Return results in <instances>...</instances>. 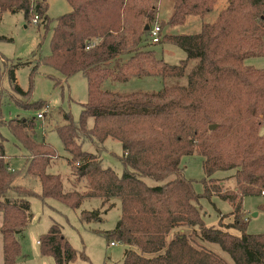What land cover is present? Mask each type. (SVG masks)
I'll use <instances>...</instances> for the list:
<instances>
[{
    "label": "trees",
    "instance_id": "16d2710c",
    "mask_svg": "<svg viewBox=\"0 0 264 264\" xmlns=\"http://www.w3.org/2000/svg\"><path fill=\"white\" fill-rule=\"evenodd\" d=\"M217 1L174 0L168 23L180 25L189 16H205ZM226 1L217 19L204 22L199 33L163 36L160 27L159 42H171L186 52L185 59L170 64L151 48L156 44L150 37L153 26L139 33V27L130 33L122 27V14L130 10L131 0H68L72 10L56 19L51 54L42 62L65 79L75 73L86 77L88 101L80 121L66 113L58 133L69 165L80 180L87 179L88 188L66 191L62 176L48 172L58 154L50 144L36 140L34 120L18 118L8 123L28 162L12 167L6 138L0 134L4 264L19 263L21 237L33 219L30 198L35 192L15 184L23 174L41 181L42 192L37 195L46 205L53 199L79 208L85 199L100 198L111 209L120 199V221L105 234L112 243L127 246L123 264H228L204 242L219 245L235 264H264V234L246 232L243 205L245 197L264 196V140L243 128L250 118L260 116L264 122V69L245 64L248 57L264 55V0ZM47 9L48 0H0V19L4 12L22 11L29 23L37 18V24L48 28ZM191 60L195 63L187 85L157 92L119 93L102 88L106 80L183 77ZM29 63L4 65L12 88L20 95L29 92L18 84L16 71ZM37 69L38 64L31 75ZM212 124L217 128L211 130ZM108 139L122 145L117 157L121 174L104 163ZM85 143H91L95 152L86 151ZM195 154L203 156L209 178H204L203 194L196 193L184 172L183 159ZM233 169L236 189L223 190L221 184L213 183L217 171ZM214 195L233 204L227 216L231 221L220 218L217 225L204 221L199 201ZM102 213L86 210L81 216L83 222L99 221ZM40 244L42 253L53 256L56 264H71L78 255L58 223L41 236Z\"/></svg>",
    "mask_w": 264,
    "mask_h": 264
},
{
    "label": "rangeland",
    "instance_id": "374dc122",
    "mask_svg": "<svg viewBox=\"0 0 264 264\" xmlns=\"http://www.w3.org/2000/svg\"><path fill=\"white\" fill-rule=\"evenodd\" d=\"M227 6L226 0H218L212 11L205 16H189L183 24L171 25L168 21L174 12V0H131L130 10L121 17V25L126 32L139 27L138 33L143 27L160 26L162 35L196 34L201 31L202 24L212 23L217 19L219 12ZM142 8V9H141ZM140 9L142 12L140 13ZM72 10L68 0H48L47 15L51 19L48 28L35 22H28L24 12H4L0 19V36H6L7 40H0V134L6 138V151L9 162L14 168H21L28 162L24 158L25 149L21 146L16 135L9 128L8 123L14 119H32L35 121L34 137L39 142L50 144L58 154L48 168L51 174H60L64 181L66 191H87L86 178L80 180L73 165H69L64 144L59 136L58 127L66 123L65 114L69 113L75 122H79L83 104L88 101V84L82 73H75L65 79L54 69L44 64L42 60L51 54V37L56 25V19ZM154 19H149V16ZM100 41V39H98ZM157 57L170 64H177L186 58V52L179 46L163 41L151 45ZM142 49V48H141ZM24 62L16 71L18 84L29 95H20L14 91L10 83L8 73L4 68L6 64ZM194 60L188 63L186 74L183 77L162 78L159 76L133 77L128 81L106 80L102 84L103 89L119 93L135 91L157 92L174 85H187V75L194 66ZM38 64L37 71L31 75L32 68ZM245 64L256 69H264V55L251 56L245 59ZM56 79L60 80L55 84ZM35 103H44L40 109H36ZM31 104V105H30ZM47 104V108H46ZM44 114L43 118H37L38 113ZM93 125L90 119L89 126ZM243 128L248 132L260 135L264 140V122L261 117L250 118L243 122ZM106 150L103 153L106 166L113 167L121 174L123 167L117 158L122 154L120 142L108 139L105 143ZM86 151L95 152L91 143H85ZM204 158L200 154L183 159L186 177L192 179L196 193L205 192L204 178L209 179L204 171ZM26 161V162H25ZM235 169L217 171L212 177L213 183L221 184L223 190L236 189L237 183L233 174ZM220 180L221 183L218 181ZM208 185L212 182L207 181ZM16 185L32 189L35 195L30 198L32 221L29 223L21 237L23 256L18 264H56L51 255H44L41 249V236L46 233L53 223H58L70 244L78 255L71 264H123V257L127 246L121 242H111L106 236L107 231L116 228L121 216L120 199H116L117 205L107 208L109 202L100 198L85 199L79 208L58 200H49L46 205L41 200L42 184L38 178L30 175H20ZM245 218L247 220L246 232L249 234H264V196H248L243 200ZM203 219L208 225H217L220 218L226 222L233 211V204L221 199L219 196L211 198L202 197L199 201ZM108 209V210H106ZM100 210L102 220L83 222V211ZM3 215L0 213V264L3 262V239L1 234ZM186 231L191 232L190 229ZM235 234L239 231L233 230ZM171 237V235H170ZM209 250L222 257L228 264H235L228 253L219 245L209 242L201 243Z\"/></svg>",
    "mask_w": 264,
    "mask_h": 264
},
{
    "label": "built area",
    "instance_id": "2783aa9c",
    "mask_svg": "<svg viewBox=\"0 0 264 264\" xmlns=\"http://www.w3.org/2000/svg\"><path fill=\"white\" fill-rule=\"evenodd\" d=\"M36 21H37V18H36L35 22ZM160 31H161V29H160V26H158V25L154 26L151 29L150 37H151L153 42L158 43L160 41V36H159ZM43 117H44V114L42 112L38 113L37 118H43Z\"/></svg>",
    "mask_w": 264,
    "mask_h": 264
},
{
    "label": "water",
    "instance_id": "95a60500",
    "mask_svg": "<svg viewBox=\"0 0 264 264\" xmlns=\"http://www.w3.org/2000/svg\"><path fill=\"white\" fill-rule=\"evenodd\" d=\"M215 128H217V124H212V125H210V129H211V130H214Z\"/></svg>",
    "mask_w": 264,
    "mask_h": 264
},
{
    "label": "crops",
    "instance_id": "0c3cea01",
    "mask_svg": "<svg viewBox=\"0 0 264 264\" xmlns=\"http://www.w3.org/2000/svg\"><path fill=\"white\" fill-rule=\"evenodd\" d=\"M181 231H184V230H181ZM3 253V252H2Z\"/></svg>",
    "mask_w": 264,
    "mask_h": 264
}]
</instances>
